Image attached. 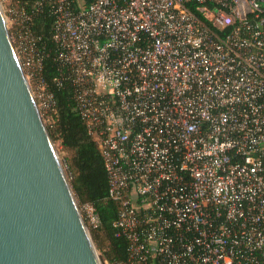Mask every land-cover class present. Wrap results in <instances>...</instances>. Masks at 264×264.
<instances>
[{
	"label": "built area",
	"instance_id": "1",
	"mask_svg": "<svg viewBox=\"0 0 264 264\" xmlns=\"http://www.w3.org/2000/svg\"><path fill=\"white\" fill-rule=\"evenodd\" d=\"M0 1L50 121L34 15ZM43 7L55 19L56 84H72L120 206L113 226L128 247L117 264H264V0ZM83 209L97 228L95 208Z\"/></svg>",
	"mask_w": 264,
	"mask_h": 264
},
{
	"label": "water",
	"instance_id": "2",
	"mask_svg": "<svg viewBox=\"0 0 264 264\" xmlns=\"http://www.w3.org/2000/svg\"><path fill=\"white\" fill-rule=\"evenodd\" d=\"M0 264H102L1 1Z\"/></svg>",
	"mask_w": 264,
	"mask_h": 264
},
{
	"label": "trees",
	"instance_id": "3",
	"mask_svg": "<svg viewBox=\"0 0 264 264\" xmlns=\"http://www.w3.org/2000/svg\"><path fill=\"white\" fill-rule=\"evenodd\" d=\"M33 13L31 29L38 38V48L43 60V77L56 102L55 113L50 114L51 138L59 141L71 153L66 166L71 187L79 205L91 204L99 217L100 225L91 229L98 248L103 251L102 260L117 264L127 256L128 241L116 236L113 223L118 217L119 204L109 198V181L104 159L97 143L89 135L84 120L77 109L74 88L71 83L56 84L59 75L56 61L57 45L53 40L54 16L47 7L36 12L34 5L40 0H15ZM48 115H44L46 118Z\"/></svg>",
	"mask_w": 264,
	"mask_h": 264
},
{
	"label": "rangeland",
	"instance_id": "4",
	"mask_svg": "<svg viewBox=\"0 0 264 264\" xmlns=\"http://www.w3.org/2000/svg\"><path fill=\"white\" fill-rule=\"evenodd\" d=\"M5 13H7V16L9 17V14H8V10H6V8H5ZM8 27H9V30H10V33H11V36H12V38H13V40H14V44H15V46H16V49H17V52H18V55H19V57H20V60H21V62H22V64L24 63V58H23V56H22V54L20 53V48H19V41L14 37V35H13V28H12V25H10V24H8ZM25 71V70H24ZM31 84H32V82H31ZM32 86H34L33 84H32ZM42 113V112H41ZM43 119H44V122H45V124H46V126H47V128H51L52 127V125H53V122L50 120H47L46 118H44V116H43ZM54 141V140H53ZM54 145H55V148H56V150H57V153H58V155H59V158H60V161H61V163H62V165H63V168H64V170H65V172H66V174H67V177H68V171H67V166H66V162H67V158H69L70 156H71V153L69 152V151H67V150H65L63 147H62V145L60 144V142L59 141H54ZM69 179V178H68ZM78 202V201H77ZM78 205H79V203H78ZM83 206L84 205H79V208H80V210H81V213H82V216H83V218H84V220H85V222H86V225H87V227L89 228V231H90V233H91V229H92V227L90 226V222H88L87 220V215H86V213L84 212V209H83ZM87 220H86V219ZM95 243V242H94ZM95 246H96V248H97V252H98V254H99V257H100V259H101V262H102V264H109V262L108 261H103L102 260V256H103V251L102 250H100L99 248H98V246H97V244L95 243Z\"/></svg>",
	"mask_w": 264,
	"mask_h": 264
}]
</instances>
